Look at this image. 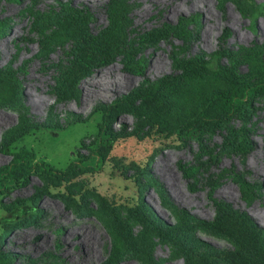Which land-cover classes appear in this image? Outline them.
<instances>
[{
  "label": "rangeland",
  "instance_id": "1",
  "mask_svg": "<svg viewBox=\"0 0 264 264\" xmlns=\"http://www.w3.org/2000/svg\"><path fill=\"white\" fill-rule=\"evenodd\" d=\"M162 1L0 0V166L24 147L57 169L75 159L92 167L68 181L33 168L0 193V254L12 264H100L109 254L115 264L256 262L243 225L264 245V162L253 157L264 144V92L210 130L166 134L115 111L107 127L118 136L104 160L95 152L101 106L177 73L179 61L223 50L231 55L217 62L238 74L264 61V0ZM114 21V55L71 74L79 43ZM10 74L17 89L3 80ZM218 216L223 230L204 225Z\"/></svg>",
  "mask_w": 264,
  "mask_h": 264
},
{
  "label": "trees",
  "instance_id": "2",
  "mask_svg": "<svg viewBox=\"0 0 264 264\" xmlns=\"http://www.w3.org/2000/svg\"><path fill=\"white\" fill-rule=\"evenodd\" d=\"M187 21L188 19L185 18L184 22ZM2 27L3 25L0 24V31ZM171 28L169 25L164 26L165 30ZM118 31L119 25L114 21L102 31L101 37L89 36L79 43L85 45L77 49L72 56L71 74L87 73L89 69L78 71V68L88 67L90 62L102 58L107 59L111 54L112 57L114 50L121 45L114 39L115 35L119 36ZM148 33L149 38L152 39L158 35V31ZM257 47L260 48V45ZM221 54L231 55L230 52L221 50L213 52L208 59L193 57L181 60L177 63L179 70L177 73L165 74L151 82H145L102 105L101 124L97 128L98 144L95 148L99 159L102 161L106 158L110 148L109 141L118 136L117 132H112L107 127L115 111L127 112L147 127L166 134L175 131L182 133L190 130H210L225 122L230 115L237 113L238 106L247 103L255 92H264V61L258 65L253 64L247 72L238 74L232 68L217 62ZM247 56L249 54L244 53V57L250 60ZM11 75H4L3 80L12 81L14 84H11V87L17 89L18 82H13ZM200 77L218 79L223 87L208 91L197 83ZM105 133L108 135L106 136L108 142ZM33 168L63 181L92 170L91 166L83 165L79 159L70 161L63 169H57L44 161L35 160L32 151L20 147L11 155L8 163L0 166V193L13 188L19 179ZM13 205L31 207L32 202L28 199H16ZM224 211L229 210L223 209L221 212ZM229 214L240 223L244 222L243 215L236 211H230ZM218 217L204 222V225L223 230V221L220 216ZM243 227L246 231H250L248 245L256 257L254 264H264V245L260 231L252 227L251 222L245 221ZM118 259L117 255L109 254L100 264H115ZM0 264L12 263L8 255L0 254Z\"/></svg>",
  "mask_w": 264,
  "mask_h": 264
},
{
  "label": "bare ground",
  "instance_id": "3",
  "mask_svg": "<svg viewBox=\"0 0 264 264\" xmlns=\"http://www.w3.org/2000/svg\"><path fill=\"white\" fill-rule=\"evenodd\" d=\"M146 1V0H145ZM151 1V0H150ZM155 1H159V3H160V1H162V0H155ZM164 1V0H163ZM162 1V2H163ZM168 1V0H167ZM170 1H174V0H170ZM166 3V2H165ZM173 3V2H172ZM176 3H177V1H176ZM156 4H158V2L156 3ZM178 4V3H177ZM131 5V4H130ZM154 5V4H153ZM159 5V4H158ZM161 6H162V4H160ZM170 5V4H169ZM176 5V4H175ZM134 6V5H133ZM164 6V5H163ZM166 6V5H165ZM143 7V6H142ZM158 7V6H157ZM131 8V7H130ZM133 8V7H132ZM179 8V7H178ZM129 9V8H128ZM163 9V8H162ZM143 10V9H142ZM170 10V9H169ZM167 11V10H166ZM130 12H131V10H130ZM164 16L166 15V12H161ZM130 22H131V20H132V18H131V16H130ZM49 23V22H48ZM131 24V23H130ZM10 27V26H9ZM68 28V27H67ZM192 37H194V35L192 34ZM193 39H195V38H193ZM192 39V40H193ZM190 40V39H189ZM198 40V39H197ZM191 41V40H190ZM195 41V40H194ZM194 41H191V42H194ZM62 42H64V41H62ZM191 42H190V44H191ZM59 44H64V43H59ZM240 47V46H239ZM241 49V48H240ZM46 52V51H45ZM44 52V53H45ZM49 52V51H48ZM47 53V52H46ZM43 55V54H42ZM47 56V54L44 56V57H46ZM46 59V58H45ZM53 64V63H52ZM89 75V74H88ZM52 92V91H51ZM24 106V105H23ZM26 107V106H25ZM28 107V106H27ZM26 109V108H25ZM28 109V108H27ZM255 115V114H254ZM259 121V120H258ZM254 124V123H253ZM253 126V125H252ZM256 128V127H255ZM254 130L255 129H253V130H251V134H253L254 133ZM253 146H254V144H253ZM255 149V148H254ZM253 149V150H254ZM253 157H254V160L256 161H260V163H262V162H264V144L263 143H261V144H259V146L258 147H256V150L253 152Z\"/></svg>",
  "mask_w": 264,
  "mask_h": 264
}]
</instances>
